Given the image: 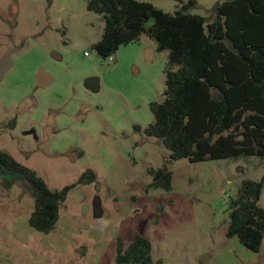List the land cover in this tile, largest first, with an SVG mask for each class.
<instances>
[{
	"label": "rangeland",
	"instance_id": "rangeland-1",
	"mask_svg": "<svg viewBox=\"0 0 264 264\" xmlns=\"http://www.w3.org/2000/svg\"><path fill=\"white\" fill-rule=\"evenodd\" d=\"M88 1L0 0V57L20 48L0 80V151L35 170L51 190L76 183L89 169L97 175L96 184L71 191L48 235L30 226V193L13 188L11 199L22 213L13 216L6 206L0 218L8 262L115 264L118 240L128 247L140 232L152 244L153 260L162 264H264V241L255 253L227 237L231 198L244 180L264 178V159L172 161L162 142L145 133L154 122L151 104L164 100L168 52L157 51L156 42L143 35L121 46L112 60L100 57L94 46L105 23L88 10ZM138 1L170 14L189 2ZM196 1L189 12L211 17L220 0ZM153 25L149 19L146 28ZM40 69L53 77L51 86L37 87ZM90 77L100 80L99 92L86 89ZM32 128L37 138L24 135ZM164 167L172 172L171 191L156 188L148 173ZM2 181L0 176V206ZM96 197L104 212L100 219L93 212ZM15 221L20 241L10 242L4 226Z\"/></svg>",
	"mask_w": 264,
	"mask_h": 264
},
{
	"label": "trees",
	"instance_id": "trees-1",
	"mask_svg": "<svg viewBox=\"0 0 264 264\" xmlns=\"http://www.w3.org/2000/svg\"><path fill=\"white\" fill-rule=\"evenodd\" d=\"M182 3V0H175ZM196 0L165 13L138 0H89L88 10L104 19L102 39L94 49L102 58L147 35L157 51L168 52L164 100L151 104L154 122L145 130L160 140L172 161L264 159V0H220L211 17L191 14ZM149 19L154 25L146 28ZM154 186L173 188L167 168L149 169ZM3 187L19 186L35 202L30 226L48 235L77 186L97 183L92 170L62 189L51 190L39 174L0 151ZM264 178L244 180L230 201L228 238H237L260 253L264 241ZM151 242L140 232L125 247L118 240L115 264H162L152 256Z\"/></svg>",
	"mask_w": 264,
	"mask_h": 264
},
{
	"label": "water",
	"instance_id": "water-1",
	"mask_svg": "<svg viewBox=\"0 0 264 264\" xmlns=\"http://www.w3.org/2000/svg\"><path fill=\"white\" fill-rule=\"evenodd\" d=\"M20 50L19 47H15L12 49H9L1 58H0V80L4 78L6 73H8L12 67H13V62H12V56L16 54ZM52 58L55 60H61V56H59L57 53H52L51 54ZM145 58L148 61H151L154 59L153 56V51L148 50L146 52ZM53 77L45 71V69H40L36 76V83L38 86L47 88L53 84ZM85 87L86 89L96 93L100 91V80L96 77H90L85 80ZM93 212H94V217L96 219L103 218L104 212L102 209V203H101V198L96 197L93 201Z\"/></svg>",
	"mask_w": 264,
	"mask_h": 264
},
{
	"label": "crops",
	"instance_id": "crops-1",
	"mask_svg": "<svg viewBox=\"0 0 264 264\" xmlns=\"http://www.w3.org/2000/svg\"><path fill=\"white\" fill-rule=\"evenodd\" d=\"M15 187L16 186H14L13 188H15ZM13 188H11L9 191L8 190H6L5 192L2 191V193H3L2 195L4 197V200H2L1 202L5 203V205L4 206H0V218L3 217V219H4V213H5L6 208H7L6 206H10L11 207V214L13 216L14 215H18L19 213H22V210L20 208L21 206L20 207H18V206L15 207L16 201H13V199H11V193H12L11 190ZM22 195H24V194L17 193L18 198H21ZM11 214H9L10 218H11ZM31 214H30V216H31ZM60 218H61V215H60ZM16 224H17V222L15 221L14 224H10L9 226H7L5 224V226H4V231L6 232L5 236L6 237H10V240H11L10 242H12V241L13 242L14 241H20L19 240L20 238L15 236V234H14V228L16 227ZM6 250H7V244L6 245L5 244L4 245L0 244V264H13L12 262H8L11 257L8 256V254H7L8 252Z\"/></svg>",
	"mask_w": 264,
	"mask_h": 264
},
{
	"label": "flooded vegetation",
	"instance_id": "flooded-vegetation-1",
	"mask_svg": "<svg viewBox=\"0 0 264 264\" xmlns=\"http://www.w3.org/2000/svg\"><path fill=\"white\" fill-rule=\"evenodd\" d=\"M6 52H7V51H6ZM4 54H5V53H4ZM2 56H3V55H2ZM2 56H1V57H2ZM1 57H0V58H1ZM37 87H41V86H38V85H37ZM42 88H44V87H42ZM13 129H15V128H13ZM23 133H24V135H34V136L37 138L36 131H35V129H33V128L30 129V131L28 130L27 132H23ZM29 133H30V134H29Z\"/></svg>",
	"mask_w": 264,
	"mask_h": 264
},
{
	"label": "built area",
	"instance_id": "built-area-1",
	"mask_svg": "<svg viewBox=\"0 0 264 264\" xmlns=\"http://www.w3.org/2000/svg\"><path fill=\"white\" fill-rule=\"evenodd\" d=\"M85 55L87 56V55H88V53H86ZM112 59H113V58L111 57V60H112Z\"/></svg>",
	"mask_w": 264,
	"mask_h": 264
}]
</instances>
